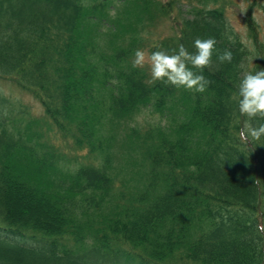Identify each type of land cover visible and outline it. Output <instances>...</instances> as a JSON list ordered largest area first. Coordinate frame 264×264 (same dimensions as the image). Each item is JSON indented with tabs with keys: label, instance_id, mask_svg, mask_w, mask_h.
Here are the masks:
<instances>
[{
	"label": "trees",
	"instance_id": "1",
	"mask_svg": "<svg viewBox=\"0 0 264 264\" xmlns=\"http://www.w3.org/2000/svg\"><path fill=\"white\" fill-rule=\"evenodd\" d=\"M178 1L0 0V80L44 112L0 90V264H264V145L240 142L232 99L244 70L264 69V0L243 16L247 39L234 0H185L178 31L151 45L231 50L203 93L132 67ZM148 106L172 121L133 124ZM45 125L97 161L62 163Z\"/></svg>",
	"mask_w": 264,
	"mask_h": 264
},
{
	"label": "clouds",
	"instance_id": "2",
	"mask_svg": "<svg viewBox=\"0 0 264 264\" xmlns=\"http://www.w3.org/2000/svg\"><path fill=\"white\" fill-rule=\"evenodd\" d=\"M242 11L246 12V9ZM228 39L232 41L231 36ZM216 45L214 37H197L193 41L194 51H189L183 44L171 53L164 50L148 53L136 49L132 67L143 69L147 66L150 74L148 83L161 81L176 88L203 93L211 83L203 71L212 66L214 53L221 64L233 60L231 50L217 52ZM232 99L236 101L239 115L246 118L238 133L240 142L264 145V122L254 123L257 120L264 121V69L244 70L237 95ZM258 229L264 231V226L258 225Z\"/></svg>",
	"mask_w": 264,
	"mask_h": 264
},
{
	"label": "rangeland",
	"instance_id": "3",
	"mask_svg": "<svg viewBox=\"0 0 264 264\" xmlns=\"http://www.w3.org/2000/svg\"><path fill=\"white\" fill-rule=\"evenodd\" d=\"M164 2H167L169 0H161ZM260 1V0H259ZM254 4L255 0H234L233 3H230L227 5V11L229 14V19L233 23V26L235 30H237L241 36L245 39H247L248 31L247 27L243 21V16L246 14V12L242 11V9H248V6L250 3ZM190 5L188 3H185V0H179L177 4L175 5L172 14L170 16H161L157 19H155L154 24L147 27L145 30V35L148 38V41L146 46L142 49L145 50L148 53H151V45L157 43L161 38L168 36L170 34H174V32L178 31L179 25H180V18L184 15V11L187 7ZM112 13L117 14V8L116 6H113L111 9ZM253 13L257 17L258 21L260 22V33L261 37L264 39V15L263 10L258 5L253 6ZM169 17V18H168ZM177 17L178 20L173 21V19ZM175 22H178L177 24ZM148 72L149 69L146 66ZM0 90L3 91L6 95L11 97L14 100H21L22 102L28 104L33 112H35L36 115H43V108L37 102L31 95L23 92L17 87H13L9 83H5L0 80ZM174 114H172L171 110H167L166 114L162 116V114L158 111H155L152 106H148L143 109L142 112L137 116V118L132 122L133 124H137L138 126H144L148 127L149 125H153L161 121L163 124H169L172 121V117ZM44 136L48 139V142L51 144L52 142L55 143L58 147L59 151H63L65 154V159L62 160V163H65L66 165L76 164L79 162H90L97 160L92 158V156L88 157L87 152L85 150H75V148H72L68 142H61L59 139L55 138V135L53 131H48L47 125L44 126ZM70 160V162L68 161ZM121 177V176H120ZM116 185L118 188L122 187V182L118 179L116 182Z\"/></svg>",
	"mask_w": 264,
	"mask_h": 264
}]
</instances>
